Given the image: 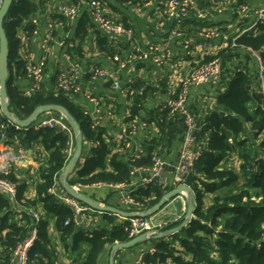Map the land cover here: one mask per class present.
<instances>
[{
    "label": "trees",
    "instance_id": "obj_1",
    "mask_svg": "<svg viewBox=\"0 0 264 264\" xmlns=\"http://www.w3.org/2000/svg\"><path fill=\"white\" fill-rule=\"evenodd\" d=\"M71 1L76 4L79 2V0ZM43 4L44 0H14L5 18L4 28L9 40L7 95L10 110L20 120H26L41 106L65 107L80 125L84 141L94 143L90 155L85 159L77 176L69 179V184L129 187L134 181L131 176L132 169L138 166H150L153 157L159 156L156 139L144 142L143 152L136 160H133V155L129 153L120 155L119 151L127 147V140L119 145L107 142L104 139L102 126L93 121L89 112L78 107L70 95L61 91L58 82L55 90H48L42 84L41 89L33 91L30 95L26 94L23 86L18 85V80L26 74L18 30ZM241 5H249L251 10L243 14L239 10ZM234 7L235 11L237 10L234 20L238 21L239 33L233 36L235 39L232 37L233 41L232 38L230 39V45L246 48L264 61V21L258 22L254 28L248 30L256 22V9L242 1L237 2ZM85 16L80 22L78 36L86 33ZM26 30L33 33L36 28L27 23ZM221 31L227 33L226 30ZM75 51L81 56V47H76ZM226 51L207 57L193 70L213 59H219L223 74ZM228 76L230 80L227 82L226 90L218 96V104L223 108V112L212 113L199 132V142H206L207 146H202L197 163L199 175L192 176L187 183L196 199L194 216L185 228L171 235L172 242L152 238L149 243L154 252H144L141 264H264V106H262L264 94L260 91L258 75L254 89V78L252 79L248 72L239 70ZM124 87L143 90L142 93L128 96L131 101V106L128 108L131 116L126 117V121L129 123L139 116V106L147 98L149 89L147 86H132L130 83ZM250 103H257L255 109L250 107ZM176 115L178 114H172L165 104V109L156 120L161 127H165L168 117ZM153 120L154 117L144 122L150 123ZM247 124L251 125L249 130ZM185 130L184 125L182 135ZM6 131L8 144L11 140L18 139L23 147L31 148L33 143L38 142L49 154V158L42 170L43 181L37 186L35 200L27 199L24 196V185H19L15 181L16 167L8 177L17 185L18 194L15 201L0 195L1 264L10 261L14 249L27 238L33 225L29 215L26 216L24 226L14 223V218L24 206L44 214V220L38 225L39 237L35 246L42 255V261L45 258L53 260L58 255L49 236V218L55 220L65 248L79 258L74 263L101 264V258L108 248L117 242L125 243L131 240L129 220H122L111 229L102 228L91 233L76 228L73 223L67 226L64 224L67 219L72 218V211L58 203L48 191L54 185L55 179H59L66 165L67 135L49 129L24 132L13 126L8 127ZM249 143L253 150L252 156L246 149ZM116 149L119 151L115 152ZM235 150L240 151L242 176L233 169L221 168L226 155ZM169 190L164 185L150 183L145 187L139 186L133 194L142 204V209L149 210ZM207 194L213 195L212 203L208 206L205 205ZM109 216L114 215L109 214ZM181 222L170 224L168 230L177 227ZM173 241L180 242V247H177Z\"/></svg>",
    "mask_w": 264,
    "mask_h": 264
},
{
    "label": "crops",
    "instance_id": "obj_2",
    "mask_svg": "<svg viewBox=\"0 0 264 264\" xmlns=\"http://www.w3.org/2000/svg\"><path fill=\"white\" fill-rule=\"evenodd\" d=\"M239 1L249 3L254 9L264 8V0H195L188 19L183 24L178 25L174 19L167 16L166 0H104L109 7L111 18L124 24L132 31L133 38L128 40L125 36L109 37L97 28L91 22L86 6H82L78 18L71 21L59 14V0H44V4L27 21V23L34 25L36 30L29 33L26 30L27 23L18 30L20 50L23 60L25 55H30L34 63L38 62L43 55L42 46L49 35L48 25L55 21H62V28L53 31L52 40L49 41L52 50L47 59L42 84L48 90H55L60 75L67 72L72 63L78 65L83 89L85 92L98 97L101 102V112L100 114L95 113L94 104L84 94L72 97L77 106L89 112L93 121H100V125L104 129V139L107 142L119 145L127 140V143L130 144L128 147L121 151L115 150V152L119 151L120 155L137 154L143 148L144 142L156 139L158 154L168 163L164 186L169 188L168 192H170L175 189L173 185L174 167L178 162L183 141L182 131L185 124L184 117L179 113L176 116H169L165 127L158 124L156 118L165 109V101L168 98H177L181 91L182 81L199 63L207 57L219 55L225 50L227 51L222 80L217 83L209 82L194 86L190 89L188 106L197 117L199 124L205 126L212 113L223 112V108L218 104V96L226 90L227 82L230 80L229 74L239 70L246 71L252 79L254 78L253 89L257 85L259 64L255 56L246 48H238L234 44L230 45V39L239 33L238 21L234 20L237 16L234 5ZM84 15H86V33H81L78 36L77 32ZM222 15H227V17L219 19ZM34 19L37 20V24L34 23ZM208 28L226 30L227 33L221 31V34L223 33L221 37L206 42L200 34ZM233 38L232 41L235 39ZM186 43L190 44L188 49L185 48ZM152 45L167 47L173 53V58L161 67L157 66L153 60L148 59L131 63L126 69L119 70V62L115 61L114 57L126 60L130 54L145 51ZM58 47H60V51H58ZM76 47H81V56L75 51ZM64 53L69 55V60L64 57ZM98 68H104L114 73L118 72V79L123 86L130 83L132 86H147L149 89L147 98L139 106V116L134 119L138 129L133 134L125 132L128 123L124 112L131 106L130 98L123 91L115 90L112 86V80L96 77L95 70ZM249 105L255 109L257 103H250ZM153 117L154 120L147 123V128H143L141 122ZM246 127L249 130L251 125L247 124ZM201 144L203 147L207 146L206 142ZM250 145L249 143L246 149H248L247 153L252 156L253 150ZM19 146H22L20 141L15 139V141H10L7 148L15 153ZM93 146V142L84 141L82 160L69 176V179L77 176V172L90 155ZM25 149L27 156L16 166L15 181L19 185H24V196L27 199L35 200L37 198V186L43 181L42 170L46 166L49 154L38 142L33 143L31 148ZM241 165L240 151L235 150L226 155L221 168L233 169L242 176ZM60 181L63 188L61 175ZM79 191L96 201L126 212L119 201L120 192L114 187L111 188L107 185L79 186ZM212 198V194L205 196L206 206L211 205ZM186 211L187 204L185 202L182 216L186 215ZM109 214L98 211L93 213L91 231L102 228L111 229L122 222L119 215L110 214L114 216H109ZM176 215V209L172 207L171 214L164 212L159 214L157 218L171 221L175 219ZM48 220L52 246L56 249L61 260L64 263H71L79 259L77 255L65 248L56 228L55 220L50 218ZM158 239L172 242L171 236ZM173 242L177 247H180V242ZM152 248L151 243L145 241L131 249L120 250L115 255V264H135L144 252L150 251ZM108 249L101 258V264H109Z\"/></svg>",
    "mask_w": 264,
    "mask_h": 264
},
{
    "label": "built area",
    "instance_id": "obj_3",
    "mask_svg": "<svg viewBox=\"0 0 264 264\" xmlns=\"http://www.w3.org/2000/svg\"><path fill=\"white\" fill-rule=\"evenodd\" d=\"M4 0H0V8ZM195 0H166V13L169 18L176 21L178 25H181L190 15ZM86 6L88 8L91 22L103 31L109 37L125 36L128 40H132L133 33L124 24L114 21L109 14V7L106 2L101 0H79L78 4L73 3L71 0H59L58 12L61 16L68 20L74 21L80 15L81 7ZM240 12L247 14L251 8L249 5H241L239 7ZM256 22L248 29L254 28L258 22L264 21V8L255 10ZM202 17V16H200ZM34 23L37 24V20L34 19ZM62 21H55L48 25L49 35L47 40L42 46L43 55L39 61L34 63L30 55H25V77L20 78L18 85L24 87V91L27 95H30L33 91L41 89L42 81L44 78L45 70L47 67V59L51 52V46L49 41L52 40V32L62 28ZM201 38L206 42L214 38L221 37V31L219 29L208 28L201 32ZM189 43L185 44V48L188 49ZM207 46V43H206ZM259 64L258 76L260 91L264 94V61L256 54L253 53ZM66 59H70L67 53H64ZM173 58V53L165 46L152 45L145 51H137L130 54L126 60H121L119 57H114L115 61L119 62V70L122 71L128 67L131 63L137 61H146L151 59L157 66H164ZM118 72H111L104 68H98L95 70V76L112 80V86L115 90L123 91L127 96H132L135 93H142V89L134 90L125 88L121 81L118 79ZM222 64L219 59H213L208 63L200 65L197 69L190 72L186 78L182 81L181 91L177 98H168L165 101L166 106L171 110V113H179L184 117V124L186 126L185 133L183 135L182 145L179 151L178 162L174 167V182L175 188L181 185L188 186V181L192 176H198L197 163L202 152V144L199 142V132L202 126L199 124L197 117L190 110L188 106V95L192 87L200 86L205 83L214 82L217 83L221 79ZM58 88L61 91L69 92L72 95L84 94L88 100H90L95 106V113L100 114L101 102L98 97L93 96L91 93L84 91L81 83V72L78 65L71 64L69 70L62 73L59 77ZM12 113V112H11ZM13 114V113H12ZM15 116V114H13ZM125 117H130L131 113L127 109L124 112ZM96 124H100V121H94ZM143 128H147L146 122H141ZM13 126L18 130L24 132L28 131H40L49 129L57 133H63L68 137V148L66 150V164L73 156L76 149L75 133L67 118L60 112L50 111L40 115L29 127L20 128L14 122L6 119L3 115L2 101L0 98V195L7 196L10 201H15L18 188L17 185L10 181L8 177L13 173L15 167L21 163L27 156V150L23 146L18 147L17 152L11 151L7 148L8 138L7 129ZM138 125L134 120L127 124L126 133L133 134L137 131ZM19 144V142H16ZM21 145V144H20ZM130 144L127 143V147ZM143 152L140 149L137 154L133 155V160H136ZM168 163L161 156H154L152 164L150 166H138L134 167L131 171L133 182L129 187L124 185L110 186L116 188L119 192V201L124 206L126 212L136 214L135 217L126 218L119 216L121 220H129L131 227L129 229V237L133 239L140 235H147V237L156 238L158 235L168 230V227L172 223L184 221L185 216L179 217L177 220L166 221L158 219V215L164 213L160 211L155 215L143 216L148 210L142 209V204L138 201L133 192L139 187L156 183L159 186L164 185L165 174ZM105 185V184H96ZM79 191V186L73 187ZM55 200L70 208L72 211V218L65 221V225L73 223L76 228L82 229L85 232L91 233L90 225L93 221V213L95 210L89 206L83 204L81 201L68 195L61 187L60 177L55 179L54 185L48 191ZM182 200L183 197L181 196ZM18 215L14 218V223L19 226H24L26 216L29 215L33 221V225L29 230L27 238L19 243L14 249L11 259L7 264H81V263H64L60 256L53 260L45 258L41 260V253L35 249L38 242L39 229L38 225L44 220V214L40 211L30 209L26 206L19 210ZM100 213V212H99ZM154 252V249L150 250ZM142 257H140L135 264H141ZM1 264V263H0Z\"/></svg>",
    "mask_w": 264,
    "mask_h": 264
},
{
    "label": "water",
    "instance_id": "obj_4",
    "mask_svg": "<svg viewBox=\"0 0 264 264\" xmlns=\"http://www.w3.org/2000/svg\"><path fill=\"white\" fill-rule=\"evenodd\" d=\"M14 0H4L3 4L0 8V98L2 101V107H3V115L6 119L14 122L17 126L20 128L29 127L40 115L50 112V111H56L62 113L68 120L69 124L74 130L75 133V140H76V149L71 157V159L68 161V163L65 165L63 171H62V186L65 192L74 197L75 199L81 201L83 204L89 206L95 211L101 212V213H110L119 215L126 218H132L135 217L136 214L134 213H128L124 212L120 209H117L112 206L105 205L104 203H101L99 201H96L92 199L91 197L87 196L86 194L74 189L69 184V176L74 172V170L78 167L80 164V161L82 160L83 156V150H84V137L83 133L81 131L80 125L78 122L69 114L68 110L61 106V105H46L41 106L36 109V111L26 120H20L18 117L14 116L11 113L10 110V102L7 95V83L9 80V64H8V57H9V40L7 37V33L4 28V22L5 18L13 4ZM227 15H222L220 18H225ZM58 51H60V47L57 48ZM68 95L73 97L69 92H66ZM183 197V200L181 198ZM187 204V211L185 215L184 221L181 222L180 225H178L175 228L169 229L165 231L164 233L158 235L156 238H163L167 236L174 235L178 232H180L183 228H185L190 221L192 220L194 216V212L196 209V199L195 195L192 191V189L189 186L181 185L178 188H175L165 194L163 198L151 209L146 211L143 216H150L155 215L159 213L160 211L171 214L172 213V207L176 209V217L175 220H177L179 217L182 216V209L184 208V203ZM151 238L147 237V235L143 234L140 236H137L128 242L125 243H115L108 249L109 253V264H115V255L120 250L125 249H131L135 247L136 245L145 242L150 241Z\"/></svg>",
    "mask_w": 264,
    "mask_h": 264
}]
</instances>
